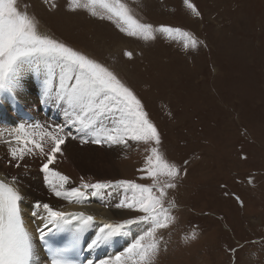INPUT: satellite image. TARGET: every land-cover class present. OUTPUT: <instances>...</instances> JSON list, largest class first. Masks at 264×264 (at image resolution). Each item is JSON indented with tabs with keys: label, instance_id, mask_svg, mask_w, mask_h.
<instances>
[{
	"label": "rangeland",
	"instance_id": "374dc122",
	"mask_svg": "<svg viewBox=\"0 0 264 264\" xmlns=\"http://www.w3.org/2000/svg\"><path fill=\"white\" fill-rule=\"evenodd\" d=\"M67 2L18 0L45 31L92 52L117 71L160 132V150L182 169L177 187L168 190L165 201L166 206L175 202L176 220L158 231L161 250L153 264H264V0H190L200 16L184 0H124L137 18L156 28L171 25L192 32L202 42L195 50H186L179 39L159 33L152 41L127 37L113 22L86 10L70 12ZM125 50L133 52L132 60L123 56ZM27 82L39 102L42 85L35 88L34 82ZM19 104L37 119L20 102L0 105L1 116L14 118L11 126L17 129L20 117L12 110ZM4 126L0 130L4 134L13 129ZM75 141L69 139L66 147L74 150L72 156L82 154L74 167L84 181L152 183L141 179L144 174L139 169L153 145L129 141L116 155L113 149L118 146L91 144L93 149H103L105 160L112 156L115 173L103 174L94 169L100 160L83 155L80 146H73ZM8 154L7 148L0 160ZM11 164L14 167L15 161ZM25 165L26 173L41 163ZM34 171L37 174L28 175L30 180L40 181V168ZM104 192L111 200L106 209L127 215L113 223L141 215L113 206L122 198V190ZM132 227L136 237L148 225ZM109 254L112 251L102 259Z\"/></svg>",
	"mask_w": 264,
	"mask_h": 264
},
{
	"label": "snow or ice",
	"instance_id": "6c2138e0",
	"mask_svg": "<svg viewBox=\"0 0 264 264\" xmlns=\"http://www.w3.org/2000/svg\"><path fill=\"white\" fill-rule=\"evenodd\" d=\"M184 3L200 16L190 0ZM67 8L73 13L86 10L93 17L111 21L127 37L152 41L159 33L179 39L186 50H195L202 43L181 27L160 25L156 28L142 21L124 0H68ZM123 56L132 60L133 52L125 50ZM29 71L43 76L44 102L54 100L67 105V120L63 124H24L9 131L7 139L0 131V141L8 145L9 163L15 161L13 166L20 168L26 156H41L44 159L40 170L55 197L70 203H83L90 195L119 189L122 198L113 206L141 213L115 223H98L94 215L82 211L65 212L51 203L35 201L33 215L39 216L43 224L36 229L40 241L48 244L50 234H71L67 246L49 245L50 264H78L69 259L67 253L81 250L84 236L90 229H96L94 238L86 243L87 250L92 252L127 237L131 227L138 224L148 227L122 251L100 259L98 264H153L161 250L162 237L157 235L158 231L167 229L176 220L172 215L175 202L170 201L166 206L165 201L168 190L177 187L176 180L182 169L160 150V132L149 119L142 100L106 61L45 31L40 21L29 14L27 6L22 7L18 0H0V95L8 93L15 98L22 87V76ZM69 139L78 140L81 145L109 148L128 147L129 141L153 145L144 167L139 169L144 174L141 179H150L152 183L130 179L90 183L81 177L77 184L71 176L50 167L57 161L58 154L64 155L62 146ZM183 174H187L186 168ZM17 184L16 176L0 179V264H35L37 237L22 217L21 202L25 197ZM239 202L243 206V201ZM87 264H94V261L88 260Z\"/></svg>",
	"mask_w": 264,
	"mask_h": 264
},
{
	"label": "bare ground",
	"instance_id": "6f19581e",
	"mask_svg": "<svg viewBox=\"0 0 264 264\" xmlns=\"http://www.w3.org/2000/svg\"><path fill=\"white\" fill-rule=\"evenodd\" d=\"M27 79H30L32 84L34 82V85L36 88L38 85H42L43 76L42 74L36 73L34 71L26 72L22 76V79H21L22 87L17 91L16 97L13 98L8 93L0 95V105L8 107L12 102H20L21 104H23V106L27 110L31 111L37 117L36 121H34L35 117L30 112L25 111V109L20 104L15 105L13 107L12 112H13V115L19 114L20 118L16 119V121L20 123L21 125H24V124L30 125V124L37 123V122L47 123V124L65 123L67 120V116L65 115L67 105L63 102L54 101V100H48L47 102H44V99L42 97V86H41V94L39 96V102H38L36 98V94H35L36 90L35 89L33 90L32 87L29 86ZM22 113L30 116L31 120L29 123L23 122L21 120ZM5 116L6 115L4 114L3 117L2 116L0 117V126H3V127H0V130L1 129L3 130L6 128L4 124H7L8 128L9 126L13 124L14 118H11L8 116L5 117ZM11 128H13V126H11ZM16 129L17 128L14 127L10 131H14ZM72 131L75 132V129H72ZM5 138L6 139L8 138L7 133H5ZM66 143L65 145L62 146L64 149V155L60 156L58 154L57 161L53 165H50V167L57 168L59 169V171L65 172L67 175L72 177L73 181L77 183L83 174L74 167V162L78 158H81L82 154H80L79 156L78 155L72 156V152L74 150L68 149L66 147ZM90 145L91 144L81 145L79 141H75L73 143L74 147L80 146L83 149V152H82L83 155L89 154L88 158L90 157L92 159L94 156H96L97 157L96 159L100 160V162L98 161L97 163L98 165L95 166L94 168L95 170H99L103 174H107V173L114 174L115 165L110 164V161H111L110 158L112 156L110 158H107V160H105V156L101 153L103 149L101 147L98 149H93L94 145L93 146H90ZM7 148H8V145L0 141V156L5 154V150ZM122 148L124 147L118 146V147H115L113 151L116 153V155H118V153H121V151H123ZM118 149H120V151ZM91 154H96V155H91ZM43 159L44 158L41 156H35V155L26 156L24 161L21 162V164L23 165L22 169L14 168L12 167L11 163H7L10 160L9 154L0 160V179H7V178H10L11 176L18 177L17 187L20 189L21 194L25 197V199L21 202L22 217L25 220V223L27 222L29 230L32 231L34 235L37 237L36 239L37 243L35 242V247H36L35 264H49L42 252L41 247L39 246V239H38L39 233L36 231V229L42 227L43 224L39 216L33 215L35 201L37 200H41L43 202L48 201V203H51L54 207L62 211H65V212H81L82 211V212H85L86 214L94 215L98 223L101 221L112 222V221H116L118 218H121V217L123 218L127 216L121 213L122 211H118V214H117L112 209H108V210L106 209L105 205L109 204L111 200H109L108 198L104 196L105 192L104 194H100L96 196L90 195L85 201H83V203H76V202L70 203L63 199L57 198L53 194H51L47 186L46 187L44 186V183H45L44 177L41 175L40 171H39L40 174L38 177L40 178V181L39 180H36L35 182L31 181L28 175L37 174L34 170L38 168L41 169L40 167L41 165H38L35 167V169L29 170L28 172L25 173L24 172V169H26L25 162H27L30 165H32L33 161L40 162L42 164ZM3 161H7V162H3ZM33 222L35 223L33 224ZM95 232H96V229L93 228L88 238V241L94 238ZM135 234L136 232H135L134 227H131V231L127 237L120 238L113 245L96 249V251H98L94 255V257L97 258L96 262L102 259V257L108 254V252L110 251H112V254L122 251L123 248L127 246L126 240L133 239ZM122 244H124V246L119 251H116L117 248L120 247ZM93 253L94 251L91 252V256L89 260L95 261V258L93 257Z\"/></svg>",
	"mask_w": 264,
	"mask_h": 264
}]
</instances>
